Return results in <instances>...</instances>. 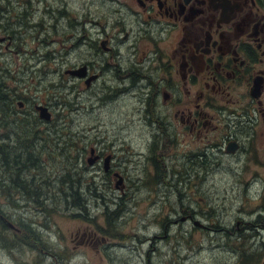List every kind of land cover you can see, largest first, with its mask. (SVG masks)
<instances>
[{"label":"rangeland","instance_id":"obj_1","mask_svg":"<svg viewBox=\"0 0 264 264\" xmlns=\"http://www.w3.org/2000/svg\"><path fill=\"white\" fill-rule=\"evenodd\" d=\"M117 1L0 0L2 19L14 31L9 42H0V73L8 71L4 82L23 98L42 99L53 115L51 121L30 110L17 115L35 118L34 130L45 136L32 143L27 135L17 137L38 157L17 175L31 182L25 190H33L39 202L18 191L12 204L0 196L1 214L35 234L28 243L12 244L15 233L3 229L0 264H242L244 252L257 254L264 264V116L248 98L235 104L224 97L211 106L230 107L239 116L209 106L216 128L197 137L176 127L178 134L155 146L150 128L140 123V104L130 95L115 99L116 78L125 70L131 80L136 71L130 69L154 47L152 36L137 35L134 25L126 39L121 36L130 22L118 21L126 9ZM103 31L111 53L94 54L102 50ZM164 40L165 34L160 48ZM92 59L97 62L88 73L98 72L99 78L90 87L85 77L66 72ZM134 88L128 90L137 96ZM14 135L8 134L10 141ZM228 137L239 144L233 153L225 151ZM91 145L114 154L122 190L111 177L102 178V163L94 168L86 163ZM66 174L75 180L81 208L69 199L70 207L62 203ZM107 203L118 209V237L102 235L95 226L105 224Z\"/></svg>","mask_w":264,"mask_h":264},{"label":"flooded vegetation","instance_id":"obj_2","mask_svg":"<svg viewBox=\"0 0 264 264\" xmlns=\"http://www.w3.org/2000/svg\"><path fill=\"white\" fill-rule=\"evenodd\" d=\"M117 5L126 9L119 13L118 21L130 22L129 30H124V26L121 36L126 39L134 25L137 35L145 37L148 33L152 36L150 40L154 47L137 65L133 62L134 68L130 70L136 71L133 77L137 80L126 79L125 70L123 76H118L123 81L116 78L119 95L115 99L130 95L140 104V112H143L140 123L150 128L155 146L170 139L172 134H178L176 127L197 137L207 127L216 128L212 124L214 117L207 108L211 102L221 101L224 97L235 104L244 103L248 98L257 105L259 116H264V0H123L117 1ZM120 11L119 8L114 12ZM163 34L165 45L160 48L158 43ZM10 37L6 33L0 42H9ZM100 44L102 50L98 48L94 54L111 53V40L105 31ZM77 53L81 54V50ZM94 62L97 61L92 59L82 65L84 70L79 77H85L86 87L99 78L98 72L88 73ZM70 70L75 69L66 72L70 73ZM138 80V83L134 82ZM132 87L138 92L137 96L129 92ZM192 89L196 90L191 94ZM232 93L237 94L234 99V96L229 97ZM15 98L14 111L24 110L31 104L33 112L42 118L38 109L46 106L42 99L17 95ZM210 108L213 112H235L239 116L235 109L229 110L230 107L212 105ZM47 113L50 117L46 120H53L52 113L49 110ZM226 140L225 151L228 143L236 145L235 151L239 149L235 138ZM175 141L177 143V139ZM86 163L90 168L102 163V178L124 181L119 164L114 163V154L105 147L91 145Z\"/></svg>","mask_w":264,"mask_h":264},{"label":"trees","instance_id":"obj_3","mask_svg":"<svg viewBox=\"0 0 264 264\" xmlns=\"http://www.w3.org/2000/svg\"><path fill=\"white\" fill-rule=\"evenodd\" d=\"M5 7H1L0 9V30L8 35L12 34L11 30L9 28L8 19L5 18L2 19V15L4 12ZM6 15V13L4 14ZM1 22H4L1 24ZM13 35V34H12ZM6 69L2 73H0V169L3 178H0V188L2 191H0V196L3 197L5 202L13 203L15 200L13 199V196L15 194V191L20 192L21 195H27L28 199H31L35 202L38 200L36 199L37 194H32L31 191L25 190V184H27L28 180L20 179L18 175L24 171V168L33 166L35 164L36 159L38 158L35 154H32V152L29 151V145H26L25 143L28 141H25L23 144L21 141L19 142L17 140L18 138L23 137L25 139V135L28 136V140H30V143H32L35 139H45V136H40L42 131H39L37 129L34 130L33 125L35 123H38L35 118L32 117L31 120H27V118H19L17 115L26 116L29 113H25V111L30 110L31 113H33L32 108L14 111L12 108L15 109V95L20 96V94L17 92L16 88H11L6 85L5 81V73H7ZM12 96V99L10 98ZM13 105V107H10V105ZM17 117H16V116ZM38 116V115H37ZM12 117V118H11ZM33 129V130H32ZM15 131L17 133V136L14 135V138L16 140H9L8 134L11 135V132ZM18 134L21 135V137L18 136ZM31 138V139H29ZM32 149H35L32 147ZM18 174V175H17ZM5 177V179H4ZM63 183L67 184V194L64 195L62 203L65 206H68V201L71 203V205H74L75 208H81V205L78 203L79 201V194H77L76 190H74L73 184L75 180H73L68 174L64 175L62 177ZM31 183V182H30ZM5 186V187H4ZM122 190V189H121ZM63 191V190H62ZM69 199V200H68ZM68 200V201H67ZM39 202V201H38ZM263 202H264V196H263ZM109 203L104 206V212L102 216L104 217V225H95L97 226V230L102 235H109L111 237H118L120 236L117 230V226L115 224V220L118 216V209H109ZM0 210V236H3V229H11L15 235L12 236V244H14L15 241H18L19 243L25 244L28 243L29 238L31 239L32 236H35L34 230L27 224L21 223L20 227L15 226V229L9 227V225L6 223V221H9L3 214H1ZM10 222V221H9ZM256 234L249 235L250 237L255 236ZM14 237V238H13ZM257 254L254 253H247L244 252L242 254V264H253L257 261H259V258L256 256ZM261 262V260L258 262V264Z\"/></svg>","mask_w":264,"mask_h":264},{"label":"water","instance_id":"obj_4","mask_svg":"<svg viewBox=\"0 0 264 264\" xmlns=\"http://www.w3.org/2000/svg\"><path fill=\"white\" fill-rule=\"evenodd\" d=\"M0 40H2V38H0ZM83 70H84V67H82L81 69L70 70L69 72L74 75L82 76ZM38 109L41 110L40 116L42 118L49 119L50 114L47 113V108H45L44 106H39ZM235 148H236V145L234 143H228L226 151L233 152L235 151ZM89 163H91V161H89ZM115 187L122 189L123 188L122 180L117 181L115 183ZM6 223L9 225V227L15 229V226L11 222L6 221Z\"/></svg>","mask_w":264,"mask_h":264}]
</instances>
